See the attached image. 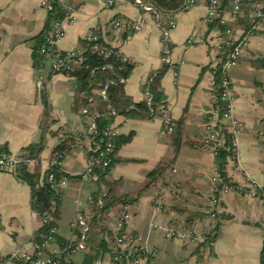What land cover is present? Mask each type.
I'll return each instance as SVG.
<instances>
[{
  "label": "crops",
  "instance_id": "crops-1",
  "mask_svg": "<svg viewBox=\"0 0 264 264\" xmlns=\"http://www.w3.org/2000/svg\"><path fill=\"white\" fill-rule=\"evenodd\" d=\"M43 0H0V151L23 155L34 147L35 162L27 168L47 172L54 150L66 139L77 138L63 166L68 183L60 189L59 217L51 216L56 238L44 253L63 257L66 248H75L80 229L72 224L79 213L93 211L91 199L102 188L90 181L87 155L92 149L84 135L91 116L76 109L77 82L53 72L52 65L36 52L38 37L49 23ZM147 2V1H146ZM210 0H197L195 6L162 15L160 24L170 29L167 55L163 61L164 35L153 14L143 11L134 0H119L112 9L104 0H59V9L75 10L76 21L67 26L58 43L60 50L86 49V37L95 30L104 45L120 48L133 66L125 92L133 104L147 100L153 78L161 79L164 103L177 122L172 135L161 133L159 117L117 115L112 125L121 137H129L116 153L106 181L112 198H128L132 217L127 231L153 253L149 264H262L264 255V26L249 40L244 56L231 71L235 116L241 124L239 148L241 172L229 162L227 174L235 184L250 177L260 187L251 197L237 192L221 198L219 220L209 213L210 189L215 173V157L204 141L205 127L218 101L214 75L221 40L219 29L209 16ZM264 8V0H246L245 9ZM232 0L223 19L233 20ZM114 18L140 23L142 31H115ZM166 68V69H165ZM108 109L101 99L94 100L92 115ZM180 138V148L177 141ZM26 154V153H25ZM165 165L164 176L148 185V174ZM43 180L41 181L42 184ZM148 185V186H147ZM159 196L158 203L153 201ZM31 187L18 178V172L0 173V260L18 252L32 253L37 232L44 218L33 211ZM120 204L108 209L98 227L87 236L86 249L63 258L64 264H83L85 257L112 264L104 253L115 244ZM168 220L189 224L201 233L215 236L211 246L195 247L165 237L161 226ZM101 226V228H99Z\"/></svg>",
  "mask_w": 264,
  "mask_h": 264
},
{
  "label": "built area",
  "instance_id": "built-area-1",
  "mask_svg": "<svg viewBox=\"0 0 264 264\" xmlns=\"http://www.w3.org/2000/svg\"><path fill=\"white\" fill-rule=\"evenodd\" d=\"M119 0H104V6L107 9L114 8ZM246 0H233V22L237 23L241 15L244 14L243 7ZM197 0H188L187 8L195 6ZM134 4L140 7L143 11L149 12L154 15L157 20V27L162 31L164 35V47H163V61L171 66V61L167 55L170 52L169 48V36L170 29L175 27V22L170 21L168 27H163L160 24L162 19V13L152 3L143 0H134ZM42 8L47 12L49 16L56 13L59 10V0H43L41 3ZM208 13L211 17H216L219 13L220 0H210L208 5ZM246 19L249 24L247 32L241 31L235 27L228 28L225 31V35L221 37L220 42L217 45L218 56L215 61L214 75L219 73V93L220 103L216 104L210 113V122L205 127V143L210 147L215 157V173L212 178V185L210 189V206L209 213L215 221L219 220V208L221 205V198L223 195L237 192L240 195L251 196L253 198L258 197L261 193L260 187L250 177L245 176L244 183L235 184L231 179L224 181L221 171L217 165V158L220 148H222L226 142V134L230 135V143L228 146L229 156L228 162L233 165L234 171L241 172L240 165V148L239 137L241 135V124L235 116L234 106V92L233 82L231 79V71L238 67L240 60L244 56L245 49L249 45L251 37L257 35L264 26V8H260L254 12L246 14ZM76 21L75 10L68 8L64 17L59 20H55L45 37V41L39 50L43 59L50 62L53 72L56 74H65L70 72L76 67L83 66L87 61V50H72L62 51L58 47V43L63 40L66 35L67 26ZM227 20L222 19L221 24L225 25ZM109 26L115 31H142V25L140 23H132L123 18H114L110 21ZM88 43L91 44L90 50L92 53H97L105 58L114 57L120 59L123 62L128 61V57L120 48L108 47L103 44L100 36L95 30H91L86 37ZM112 69L110 65L104 67ZM120 83L125 84L126 79L121 78ZM112 83V82H111ZM147 105L150 107L152 116L159 117L162 121L161 133L163 135H172L177 128V122L172 116L168 106L161 104L155 110L152 108L153 97L147 90ZM97 96L103 100H107L106 90H102L97 93ZM89 104L93 105L94 98L87 97ZM84 116H91V121L88 124L87 129L84 131V135L88 138L92 134L97 133V125L95 117L89 111L88 108L82 107L80 110ZM115 115V112H111ZM120 136L119 128L111 125L103 131V138L100 141L90 139L92 149L87 155L89 162L88 173L90 175V181L93 184L99 185L102 188V192L94 203L91 199V203L95 205L97 210L102 209L105 206L104 197L107 192V185L105 178L110 172L113 156L115 154L114 140ZM92 154H97L98 157L94 158ZM65 157L62 154L54 153L49 165H48V183L52 189L59 190L65 187L68 180L65 176L60 178L57 176V171H63ZM35 162V158L28 157L27 154L16 155L7 151H0V173H13L16 174L20 166L28 167ZM95 168H98L96 171ZM159 196L154 199V203H158ZM79 213L77 218L73 222L72 226L80 229V239L77 242L76 247L70 251V248H66L64 252L70 254L76 250L83 251L86 249L87 236L90 231L89 219L94 214ZM132 217L129 204H120V213L117 219L116 226V238L114 244V253L111 256L112 264H149L153 253L143 247L139 240L132 236L127 231V226ZM53 222L50 215H47L44 222ZM165 237L169 240H178L187 244L194 245L195 247H209L212 243L209 242V237L212 233H201L194 227L176 222L174 220H168L161 226ZM56 227H53L50 231V237L42 245H35L34 252L20 254L15 252L10 256L0 260V264H16L19 260H25L31 264H60V261L51 255L44 252L39 254L38 259H33L37 250L46 249V247L54 241V235H56ZM96 264H102L97 262Z\"/></svg>",
  "mask_w": 264,
  "mask_h": 264
},
{
  "label": "trees",
  "instance_id": "trees-1",
  "mask_svg": "<svg viewBox=\"0 0 264 264\" xmlns=\"http://www.w3.org/2000/svg\"><path fill=\"white\" fill-rule=\"evenodd\" d=\"M152 3L159 11L166 15H172L178 12H181L187 8L188 0H143ZM231 0H220V7H219V13L217 14V17L215 20H213L212 24L215 25L220 33L221 37L225 35V31L228 28L235 27L241 31L247 32L249 29V24L246 19V14L250 13L248 10L245 9V5L243 7L244 14L240 16L239 21L237 23H234L233 21H227L225 25L221 24V20L223 19L224 9L228 5V3ZM233 2V0H232ZM246 4V2H245ZM65 13L61 12L60 9L49 16V23L47 25V28L45 32L39 36L38 39V46L36 47V52L40 55L39 50L42 47L45 37L48 34V31L50 30L51 24L55 20L62 19L64 17ZM102 41V40H101ZM87 46V61L83 66L76 67L70 72L65 73L64 75L73 78L77 82V88H78V96L75 100V106L76 109L79 110L82 107H86L89 109L91 113L92 112V105L89 104L87 97H93L94 100L101 99L105 102V104L108 106V109H104L100 111L95 117V122L97 125V133L90 135V139L100 141L103 138V131L105 128L109 127L113 123V119L117 115H127V116H136V115H143L146 117L154 118L152 116L150 107L147 105V101L143 103H136L133 104L129 97L127 96L125 92V84L120 83L121 78H127L132 73L133 66L127 61L123 62L120 59H116L114 57L105 58L103 56H100L97 53H92L90 50L91 44L88 43L87 40H85ZM85 50V49H84ZM40 57H42L40 55ZM106 65H110L112 69L105 68ZM166 69V68H165ZM165 73V70L158 75H156L150 86L149 91L153 97L152 100V108L157 109L159 105L165 104L164 103V95L163 90L161 88V79L163 74ZM215 78L217 80L218 84V101L217 104L220 103V93H219V86H220V80H219V73L215 75ZM112 82V83H111ZM106 90L107 93V100H103L102 98L97 96V93ZM114 111L115 115H112L111 112ZM87 128V125L85 126ZM129 137H121L118 136L114 140L115 145V154L113 156V161L111 164H114L115 161V155L117 151L127 142H129ZM79 139L76 137L74 138H68L65 141H63L55 150L54 153H59L66 156L70 153L73 146L77 144ZM230 143V135L226 134V142L222 148H220L217 158V165L219 167V170L221 171L222 177L224 178V181H228L229 177L227 174V167H228V146ZM180 148V138L177 141V150ZM25 153L28 157H34L36 153V149L34 147H30L25 149ZM94 158L98 157L97 154H92ZM97 171L98 168H95ZM111 170V169H110ZM166 171V166L161 165L158 166L156 169L151 171L148 174V185L156 182L157 180L161 179L164 176V173ZM57 176L60 178L61 176H64L63 171H57ZM18 178L22 180L23 182L27 183L31 187L32 191V202L31 206L34 212H36L38 215L45 217L47 215H53V217L58 218L60 213V207H61V193L59 190L52 189L50 184L48 183V172L44 174V176L41 174V171L39 168L35 170V172H30L26 166H20L18 169ZM43 180L42 184L41 181ZM105 183L108 187L106 196L104 197L105 206L102 209L97 210L95 208V205L93 207L94 214L89 219V226L90 231L96 227L99 226L100 221L102 220V217L104 213L110 209L111 207L116 206L117 204H129L132 203L128 198H119L115 199L112 198L109 191L110 186L106 181ZM147 185V186H148ZM101 192L98 191L95 196H93L92 201L95 203L100 196ZM189 225V224H188ZM53 227H56L54 222L50 221L43 225V227L37 232L35 237V242L37 245H42L48 238L50 237V231ZM101 228V226L99 227ZM102 229V228H101ZM89 231V232H90ZM117 235V233H116ZM116 237V236H115ZM56 238V235H54V240ZM215 239V236L211 235L209 237V242L213 243ZM100 247L102 248V251L104 253H110L111 256H113L114 249L109 250L106 240H102L100 242ZM203 248V247H199ZM74 248H70V251H72ZM45 249L37 250L34 255V260L39 258V254L41 252H44ZM48 254V253H47ZM53 257H56L55 255L48 254ZM67 255V252H64L63 257L57 258L60 261V264L63 263V258ZM96 261V257L86 256L83 264H94ZM16 264H31L30 262H27L25 260H19L16 262ZM262 264H264V255L262 257Z\"/></svg>",
  "mask_w": 264,
  "mask_h": 264
}]
</instances>
